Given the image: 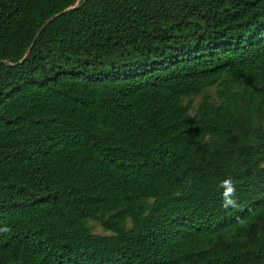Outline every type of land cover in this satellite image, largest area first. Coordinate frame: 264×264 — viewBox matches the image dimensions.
I'll return each mask as SVG.
<instances>
[{
    "label": "trees",
    "instance_id": "obj_1",
    "mask_svg": "<svg viewBox=\"0 0 264 264\" xmlns=\"http://www.w3.org/2000/svg\"><path fill=\"white\" fill-rule=\"evenodd\" d=\"M76 2L0 0V264H264V0Z\"/></svg>",
    "mask_w": 264,
    "mask_h": 264
},
{
    "label": "rangeland",
    "instance_id": "obj_2",
    "mask_svg": "<svg viewBox=\"0 0 264 264\" xmlns=\"http://www.w3.org/2000/svg\"><path fill=\"white\" fill-rule=\"evenodd\" d=\"M79 1H80V0H77L75 6L78 5ZM211 92L213 93V90H211ZM198 101H199L198 98L195 99V104H197ZM89 226L91 227L93 233H95V234H97V235H104V234H106V233L101 229V227H100L97 223H95V222H90V223H89Z\"/></svg>",
    "mask_w": 264,
    "mask_h": 264
},
{
    "label": "clouds",
    "instance_id": "obj_3",
    "mask_svg": "<svg viewBox=\"0 0 264 264\" xmlns=\"http://www.w3.org/2000/svg\"><path fill=\"white\" fill-rule=\"evenodd\" d=\"M228 183H230V182H228ZM228 190H229L231 193H233V194H234V192H235L234 187H230Z\"/></svg>",
    "mask_w": 264,
    "mask_h": 264
},
{
    "label": "water",
    "instance_id": "obj_4",
    "mask_svg": "<svg viewBox=\"0 0 264 264\" xmlns=\"http://www.w3.org/2000/svg\"><path fill=\"white\" fill-rule=\"evenodd\" d=\"M78 5H76V6H74V7H72L71 9H74V8H76Z\"/></svg>",
    "mask_w": 264,
    "mask_h": 264
}]
</instances>
